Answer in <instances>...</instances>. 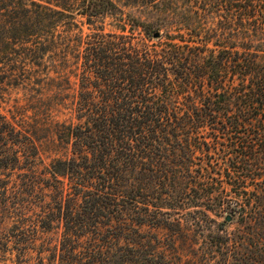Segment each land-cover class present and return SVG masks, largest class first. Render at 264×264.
I'll return each mask as SVG.
<instances>
[{
    "label": "trees",
    "instance_id": "1",
    "mask_svg": "<svg viewBox=\"0 0 264 264\" xmlns=\"http://www.w3.org/2000/svg\"><path fill=\"white\" fill-rule=\"evenodd\" d=\"M0 104V264H264V0H0Z\"/></svg>",
    "mask_w": 264,
    "mask_h": 264
},
{
    "label": "rangeland",
    "instance_id": "2",
    "mask_svg": "<svg viewBox=\"0 0 264 264\" xmlns=\"http://www.w3.org/2000/svg\"><path fill=\"white\" fill-rule=\"evenodd\" d=\"M3 108H4L3 105L0 104V109L3 110ZM2 112H4V111H2ZM47 162H48V159L44 160V163H47Z\"/></svg>",
    "mask_w": 264,
    "mask_h": 264
},
{
    "label": "water",
    "instance_id": "3",
    "mask_svg": "<svg viewBox=\"0 0 264 264\" xmlns=\"http://www.w3.org/2000/svg\"><path fill=\"white\" fill-rule=\"evenodd\" d=\"M226 221H228V218H226Z\"/></svg>",
    "mask_w": 264,
    "mask_h": 264
}]
</instances>
